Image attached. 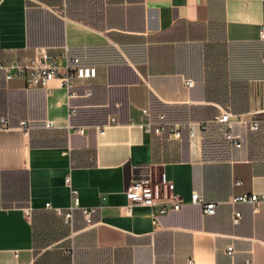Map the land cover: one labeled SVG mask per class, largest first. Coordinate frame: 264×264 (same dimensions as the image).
Segmentation results:
<instances>
[{"label":"crops","instance_id":"0c3cea01","mask_svg":"<svg viewBox=\"0 0 264 264\" xmlns=\"http://www.w3.org/2000/svg\"><path fill=\"white\" fill-rule=\"evenodd\" d=\"M263 23V0H0V63L41 48L97 69L71 99L0 70V264H264V203L231 202L264 194ZM144 108L208 127L158 137L132 124ZM226 108L261 121L234 124L241 148L216 122ZM69 175L80 206L97 208L91 222L81 208L71 223L59 214L72 204ZM143 178L171 183L187 204L156 226L150 208L127 211L126 189ZM194 191L215 214L189 202Z\"/></svg>","mask_w":264,"mask_h":264},{"label":"built area","instance_id":"2783aa9c","mask_svg":"<svg viewBox=\"0 0 264 264\" xmlns=\"http://www.w3.org/2000/svg\"><path fill=\"white\" fill-rule=\"evenodd\" d=\"M264 1V0H263ZM260 38L264 40V23L260 29ZM65 51L64 58L66 60L65 65L61 66L59 58L50 56L45 49L37 48L32 52L17 55L10 60L0 63V70L4 72L7 81L20 80L24 83L27 90L36 88H43L49 90L52 84H56L58 88L66 90L68 99L73 97L72 90L76 86L78 81H87L97 77V69L95 67L85 66L81 63L79 57H70ZM192 80L185 82L187 87L193 86ZM68 105V117L76 115V108ZM236 116V118H233ZM2 128L7 129V120L2 118ZM216 122L223 124L226 128L225 138L235 148L242 147V137L235 133L233 128L234 124L238 123L242 126L248 127L251 131H257L260 126V120L254 115L251 119H245L241 115H234L229 108L223 109L219 116L216 118ZM117 119L111 117L108 122L98 127L100 134H104L106 129L116 125ZM142 128L146 133L162 137L169 135L176 139L181 138L183 129H188L190 138H193L198 131H204L208 127V122L188 121V122H172L168 121L164 114L160 115L157 121H153L151 118V112L149 109H142V115L137 123H132ZM21 126L28 130V124L22 122ZM46 127L53 129L56 127L55 123L50 121L46 123ZM69 129L72 133L84 134L85 129L83 127H75L69 124ZM65 182L70 189L71 207L67 210H59V214L63 216L65 222L71 223L73 218V212L75 209L81 208L83 214L88 222H91V217L96 211V207L82 208L80 206L79 190L72 185L70 175L66 177ZM126 195L129 201L126 207L127 211H131L134 206H144L151 209V217L153 224L156 226L159 224V217L167 215L171 212L181 211L183 206L187 204L186 200L180 195L176 194L173 190L171 183L167 181L158 182L150 178H143L134 180L126 189ZM191 204L200 205L203 207L204 215H213L216 212L218 203L208 202L205 198L194 191L191 194ZM232 203H250L254 206L255 210L258 205L264 203V194H244L231 199ZM49 206V205H48ZM241 219V215L238 212L234 213L233 221L238 223ZM227 253L233 255L234 248L228 247ZM189 264H195L193 260L189 261ZM247 264H251L250 261Z\"/></svg>","mask_w":264,"mask_h":264}]
</instances>
